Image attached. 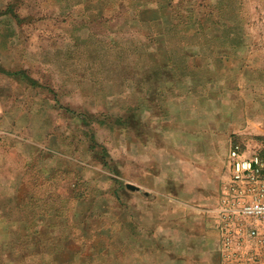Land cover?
I'll return each instance as SVG.
<instances>
[{"label":"crops","instance_id":"obj_1","mask_svg":"<svg viewBox=\"0 0 264 264\" xmlns=\"http://www.w3.org/2000/svg\"><path fill=\"white\" fill-rule=\"evenodd\" d=\"M20 2L0 1V264H221L230 150L264 147L244 22L195 0Z\"/></svg>","mask_w":264,"mask_h":264},{"label":"built area","instance_id":"obj_2","mask_svg":"<svg viewBox=\"0 0 264 264\" xmlns=\"http://www.w3.org/2000/svg\"><path fill=\"white\" fill-rule=\"evenodd\" d=\"M229 181L218 208L221 264H264L263 152L230 150Z\"/></svg>","mask_w":264,"mask_h":264},{"label":"rangeland","instance_id":"obj_3","mask_svg":"<svg viewBox=\"0 0 264 264\" xmlns=\"http://www.w3.org/2000/svg\"><path fill=\"white\" fill-rule=\"evenodd\" d=\"M3 1L6 2L7 0ZM40 1L42 0H21L20 3L26 4L28 2ZM195 2L204 7L223 5L227 9L228 18H236L243 21L245 34L249 37L252 49L251 58L255 63L261 64L264 67V0H195ZM21 11L22 13H26L24 9ZM35 28L33 26L16 28L13 25H4L2 31L5 34H12L14 32L20 34L24 32L30 33ZM1 236L4 237V240L6 239L5 242L13 243L15 240L12 235ZM79 241L77 236H71L69 241H67L69 248H76ZM37 258H39V255Z\"/></svg>","mask_w":264,"mask_h":264}]
</instances>
